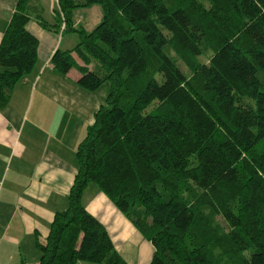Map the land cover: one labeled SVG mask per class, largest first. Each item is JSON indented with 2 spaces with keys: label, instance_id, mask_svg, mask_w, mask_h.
<instances>
[{
  "label": "trees",
  "instance_id": "1",
  "mask_svg": "<svg viewBox=\"0 0 264 264\" xmlns=\"http://www.w3.org/2000/svg\"><path fill=\"white\" fill-rule=\"evenodd\" d=\"M17 0L0 40V109L37 62ZM74 32L53 69L108 85L76 150L67 208L37 264H128L82 203L95 185L153 247L149 264H264V0H58ZM99 6L90 32L76 9ZM20 264H27L21 261Z\"/></svg>",
  "mask_w": 264,
  "mask_h": 264
},
{
  "label": "crops",
  "instance_id": "2",
  "mask_svg": "<svg viewBox=\"0 0 264 264\" xmlns=\"http://www.w3.org/2000/svg\"><path fill=\"white\" fill-rule=\"evenodd\" d=\"M57 2L29 0L26 30L38 40L37 62L0 109V264H37L36 238L44 242L54 214L67 208L78 171L77 147L108 93L106 84L95 91L80 87L74 69L66 75L53 69V54L73 50L79 41L74 32L40 25L41 20L55 24ZM16 3L0 0V40ZM101 19V8L76 9L73 28L88 33ZM82 203L128 264H148L151 244L95 185L87 186Z\"/></svg>",
  "mask_w": 264,
  "mask_h": 264
},
{
  "label": "rangeland",
  "instance_id": "3",
  "mask_svg": "<svg viewBox=\"0 0 264 264\" xmlns=\"http://www.w3.org/2000/svg\"><path fill=\"white\" fill-rule=\"evenodd\" d=\"M96 8H98V9H100V7L99 6H96ZM71 34V33H70ZM66 35H67V33H66ZM144 240V239H143ZM145 241V240H144ZM147 242V241H146ZM147 243H149V242H147ZM147 243H145V244H147ZM150 255V254H149ZM148 255V256H149ZM152 255V254H151ZM150 259H151V257H150ZM150 259H149V262H148V264L150 263Z\"/></svg>",
  "mask_w": 264,
  "mask_h": 264
}]
</instances>
